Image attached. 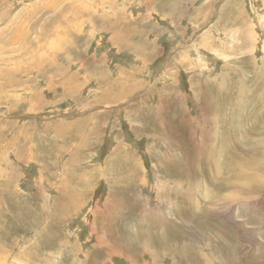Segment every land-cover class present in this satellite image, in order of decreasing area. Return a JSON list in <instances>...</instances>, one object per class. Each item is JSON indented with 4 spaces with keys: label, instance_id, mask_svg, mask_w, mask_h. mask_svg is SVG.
<instances>
[{
    "label": "rangeland",
    "instance_id": "1",
    "mask_svg": "<svg viewBox=\"0 0 264 264\" xmlns=\"http://www.w3.org/2000/svg\"><path fill=\"white\" fill-rule=\"evenodd\" d=\"M0 264H264V0H0Z\"/></svg>",
    "mask_w": 264,
    "mask_h": 264
},
{
    "label": "bare ground",
    "instance_id": "2",
    "mask_svg": "<svg viewBox=\"0 0 264 264\" xmlns=\"http://www.w3.org/2000/svg\"><path fill=\"white\" fill-rule=\"evenodd\" d=\"M194 135H196V133L194 132L193 133ZM197 172V171H196ZM193 173V172H192ZM232 183L231 182H229V183H227V181H225V184L224 183H222V184H220L218 187H220V186H230ZM193 191L194 190H192L190 193H188V192H184V193H182V192H180V193H178L177 195L179 196L178 197V199H180L179 200V202H181L182 204H186V207H187V210H189V209H192V208H195V209H197L198 208V204L195 202V201H193V200H190L189 198H191L193 195H196V193H195V191H194V193H193ZM63 194H62V204H58L59 206H60V208L62 209V208H65L66 207V209H69V206H68V204L70 203V202H77V198H78V196L76 195V194H70L69 192H62ZM192 198H194V197H192ZM80 199V197L78 198V200ZM76 200V201H75ZM220 200H223V199H220ZM225 201V200H224ZM217 202H218V200L217 201H212V202H209L208 203V205L209 206H211L212 208L217 204ZM137 204H133V208H135V207H137L136 206ZM190 205V206H189ZM59 208V209H60ZM132 208V209H133ZM189 208V209H188ZM185 211V210H184ZM138 212H142V211H138ZM158 213V212H157ZM201 213H203V212H201ZM145 214H146V212H145ZM178 214H179V211H178ZM182 214H184V212H180V216L182 215ZM188 214H190V213H188ZM152 215V214H151ZM198 215V214H197ZM201 215V214H200ZM190 216V215H189ZM190 218H191V216H190ZM198 218V217H197ZM195 219H196V217H195ZM146 220H147V222H149V221H151L152 222V225L150 226V227H152V228H149V229H147L148 230V234L150 235V236H159V239H164V237H167V238H169L170 240H173L175 243H176V241H177V238H180V237H182L183 236V228H182V226L180 225V224H173L172 223V221H167V220H164L163 218H161V215L160 214H157L152 220H149V219H147L146 218ZM146 222V223H147ZM194 222H196L195 220H194ZM184 226V225H183ZM157 227V228H156ZM160 227H162V228H160ZM161 229H163V230H161ZM143 234H146V235H148L147 233H143ZM149 239V238H148ZM151 240H152V238H151ZM151 240H150V242H151ZM149 241V240H148ZM150 242H148V243H150ZM144 243V242H143ZM171 243H173V242H171ZM148 245V244H147ZM165 245V244H164ZM174 245V244H173ZM131 246V245H130ZM132 247V246H131ZM150 247H152V246H150ZM118 248H120V247H118ZM133 248V247H132ZM135 249V248H134ZM134 249H133V251H134ZM160 249H161V247H160ZM173 249H176V248H173ZM120 250V249H119ZM138 250V249H137ZM146 250V249H145ZM163 250V249H162ZM148 251H150V249H148ZM148 251H146V252H148ZM152 251V250H151ZM167 251V250H166ZM163 252V251H162ZM171 253H176V251L175 250H172L171 251ZM153 254H155V253H153ZM153 254H152V259H153V263H155L156 262V259H157V257L159 256V253L158 254H156V255H154L153 256Z\"/></svg>",
    "mask_w": 264,
    "mask_h": 264
}]
</instances>
